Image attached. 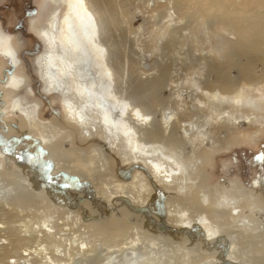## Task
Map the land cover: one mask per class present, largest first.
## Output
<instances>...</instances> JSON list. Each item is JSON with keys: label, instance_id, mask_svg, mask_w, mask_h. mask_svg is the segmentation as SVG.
Segmentation results:
<instances>
[{"label": "bare ground", "instance_id": "obj_1", "mask_svg": "<svg viewBox=\"0 0 264 264\" xmlns=\"http://www.w3.org/2000/svg\"><path fill=\"white\" fill-rule=\"evenodd\" d=\"M36 3L38 14L26 20L27 31L42 42L32 55L35 73L43 79L44 92L59 99L67 123L80 129L81 139L101 143L82 152L72 144L71 129L40 116L39 102L29 99L33 89L17 72L22 64L17 34L0 21V56L14 68L4 83L13 94L7 113L19 114L29 134L48 149L53 173H75L93 184L99 198H118L137 210L150 203L159 185L168 192L170 226L199 228L203 240L212 243L226 233L230 259L241 255L245 264H264V246L259 245L264 224L255 214L243 217L246 205L235 193L199 196L214 211L195 210L188 202L195 198L188 176L198 149L218 143L225 124L264 123L262 0ZM140 12L148 14L134 28L131 20ZM257 63L261 73H256ZM232 69L239 71L237 78ZM116 157L125 167L137 166L131 179L117 178ZM8 159L0 143V264L202 263L199 239L177 241L169 232L158 233L144 214L114 225L95 208L83 217L88 202L67 194L51 197L16 163L6 170ZM242 232L244 250L238 239Z\"/></svg>", "mask_w": 264, "mask_h": 264}, {"label": "rangeland", "instance_id": "obj_2", "mask_svg": "<svg viewBox=\"0 0 264 264\" xmlns=\"http://www.w3.org/2000/svg\"><path fill=\"white\" fill-rule=\"evenodd\" d=\"M262 4L264 5V0H262ZM263 9L261 10L263 11ZM191 10V12H195L196 8L194 7ZM38 12L36 0H0V21L6 30L17 34L16 37L18 38L17 47H20L18 50L22 64L17 72L25 76L26 86L33 89L29 99H36L39 102L40 116L52 118L54 122L62 127L71 129L73 132L72 144L82 152H89L95 146H100V141L94 139L84 141L81 139L80 129L67 123L59 99H54L50 97L52 94L48 93L50 95L48 96L44 92L42 82L35 73L32 55L40 50L42 42L27 31L26 20L29 16L37 15ZM146 14L148 13L143 14L140 12L135 15V18L131 20L132 26L137 28L145 22L146 16L144 17V15ZM196 15L202 14L197 12ZM121 23L125 27L127 19L125 18L124 21L119 23L118 31L116 30L117 35L120 29L124 28ZM223 33L222 30H218L217 37L222 38ZM130 35L133 36V32ZM191 42L193 41L190 40L188 43L192 44ZM127 43L126 47L128 49L131 41L128 40ZM132 56L134 57L133 54ZM6 60L0 56V143L10 158L6 162V170H13L15 167L13 163H16L24 174H33L31 177L35 183L38 182V184L47 187L51 197H62L67 194L71 195L69 198L77 199L81 203L88 202V212L83 217L92 214L91 211L95 208L96 215L114 225L120 224L126 217L135 220L137 215L144 214L149 222L148 225H157L158 233L169 232L177 241L185 236H191L194 240L199 239L202 243V255H205L201 258V264H220L223 263V260H227L225 264H233L234 262L245 264L243 263L245 257L241 255L235 260L227 256L228 234H223L221 239L212 243L203 240V234L199 228L186 231L182 228L176 229L170 226L165 216V204L169 197L168 192L159 185H156L157 189L150 203L137 210V207L134 206L133 208L118 198L111 202L99 198L93 184L81 180L75 173L64 170L53 173L54 161L49 158L48 149L42 145L43 150L46 152H41L33 136L25 128L19 114L7 113L13 94L6 89L5 84L7 85V77L14 68ZM260 64L257 63L258 66L255 67L256 73L263 71L262 64ZM232 75L237 78L239 71L232 69ZM168 95L169 90H164L163 96ZM20 96L24 103L29 101L24 91L20 93ZM219 139V142L215 145L210 143L198 149L194 171L188 176L192 187L190 192L195 193V198L190 199V201L184 200L190 202L195 210L201 208L214 211L216 207L200 203L199 196L209 193L214 199L219 192L227 190L235 193L240 198L241 203L246 205L243 217L247 218L249 213L255 214L254 217H257L264 224V123L253 126L248 123L236 126L225 124L220 127ZM66 148H70V143L66 145ZM188 149L190 148L188 147ZM140 164L143 163L140 162ZM136 167H125L117 157L112 162V169L117 178L121 180L131 179L132 174L137 169ZM35 214L37 216V213ZM261 229L260 247L261 245L264 246V225ZM238 236V239L243 242L245 234L242 232ZM241 246L244 250L246 244L243 242Z\"/></svg>", "mask_w": 264, "mask_h": 264}, {"label": "water", "instance_id": "obj_3", "mask_svg": "<svg viewBox=\"0 0 264 264\" xmlns=\"http://www.w3.org/2000/svg\"><path fill=\"white\" fill-rule=\"evenodd\" d=\"M29 137H30V136H29ZM34 140L36 141L37 146L41 149V152H42V153H43V152H46L45 150H43L42 145H41L39 139H38L37 137H35Z\"/></svg>", "mask_w": 264, "mask_h": 264}, {"label": "flooded vegetation", "instance_id": "obj_4", "mask_svg": "<svg viewBox=\"0 0 264 264\" xmlns=\"http://www.w3.org/2000/svg\"><path fill=\"white\" fill-rule=\"evenodd\" d=\"M14 66H15V65H14ZM40 81H42V83H44V82H43V79L41 80V78H40ZM45 92H46V91H45ZM46 94L49 96V94H48L47 92H46ZM46 94H45V95H46ZM47 95H46V96H47Z\"/></svg>", "mask_w": 264, "mask_h": 264}]
</instances>
